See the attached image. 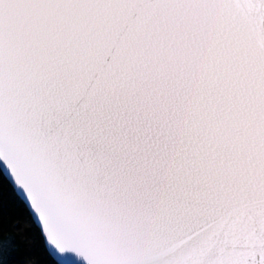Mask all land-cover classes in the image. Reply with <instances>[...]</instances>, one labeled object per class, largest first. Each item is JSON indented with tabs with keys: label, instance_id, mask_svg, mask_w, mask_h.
<instances>
[{
	"label": "snow or ice",
	"instance_id": "snow-or-ice-1",
	"mask_svg": "<svg viewBox=\"0 0 264 264\" xmlns=\"http://www.w3.org/2000/svg\"><path fill=\"white\" fill-rule=\"evenodd\" d=\"M16 218L0 264H264V0H0Z\"/></svg>",
	"mask_w": 264,
	"mask_h": 264
},
{
	"label": "trees",
	"instance_id": "trees-1",
	"mask_svg": "<svg viewBox=\"0 0 264 264\" xmlns=\"http://www.w3.org/2000/svg\"><path fill=\"white\" fill-rule=\"evenodd\" d=\"M10 214L12 210H9ZM16 226H19L20 231H16ZM7 232L4 231V226L0 224V243H3L9 236L18 237V243L24 245L26 240L23 237V232L28 228V223L23 218L12 219L7 226ZM20 264H36V258L28 259L24 257L21 259Z\"/></svg>",
	"mask_w": 264,
	"mask_h": 264
}]
</instances>
